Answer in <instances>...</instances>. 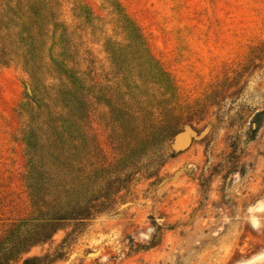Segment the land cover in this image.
Listing matches in <instances>:
<instances>
[{"label": "rangeland", "instance_id": "374dc122", "mask_svg": "<svg viewBox=\"0 0 264 264\" xmlns=\"http://www.w3.org/2000/svg\"><path fill=\"white\" fill-rule=\"evenodd\" d=\"M70 1L63 19L72 23ZM83 1L105 16L100 0ZM119 2L162 69L147 82L146 61H135L140 77L121 97L166 94L172 115L137 126L116 114L139 110L122 100L87 106L82 162L95 209L10 264H264V123H251L264 110V0ZM117 32L83 39L81 68L95 82L110 83L105 36L129 37ZM30 93L21 65L0 61V238L10 218L28 212L21 106Z\"/></svg>", "mask_w": 264, "mask_h": 264}, {"label": "trees", "instance_id": "16d2710c", "mask_svg": "<svg viewBox=\"0 0 264 264\" xmlns=\"http://www.w3.org/2000/svg\"><path fill=\"white\" fill-rule=\"evenodd\" d=\"M65 1L69 3L0 0V61L21 65L33 89L21 106L26 127L23 182L28 212L10 218L0 238V264L16 262L33 246L51 241L63 223L92 215L98 198L94 180L85 173L82 162L90 154L91 142L80 133L82 121L91 115L87 106L103 103L114 109L124 102L137 107L139 110L115 111L127 117L125 122L137 126L156 121L163 125L172 115L166 94L158 97L147 93L141 100L130 95L127 101L121 97L125 83L133 84L140 77L134 68L131 70L135 61H146L140 64V73L147 82H153L151 78L162 69L119 0H100L104 17L96 15L83 0H71L72 23L63 19ZM119 29L133 39L105 36L113 66L106 71L110 83L95 82L96 72L92 75L89 66L86 71L81 68L83 39L87 34ZM147 71H152L153 76ZM156 106L160 112L154 111ZM251 123L258 130L264 123V110L256 112ZM28 260H24L25 264H29Z\"/></svg>", "mask_w": 264, "mask_h": 264}]
</instances>
